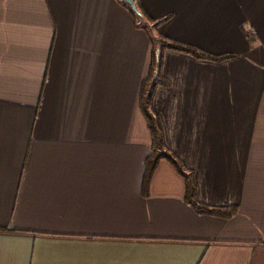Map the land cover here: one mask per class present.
Returning a JSON list of instances; mask_svg holds the SVG:
<instances>
[{"label": "crops", "instance_id": "crops-1", "mask_svg": "<svg viewBox=\"0 0 264 264\" xmlns=\"http://www.w3.org/2000/svg\"><path fill=\"white\" fill-rule=\"evenodd\" d=\"M166 50L148 196L149 30L120 0H0V264H264V0H138ZM151 32V33H150Z\"/></svg>", "mask_w": 264, "mask_h": 264}, {"label": "trees", "instance_id": "trees-1", "mask_svg": "<svg viewBox=\"0 0 264 264\" xmlns=\"http://www.w3.org/2000/svg\"><path fill=\"white\" fill-rule=\"evenodd\" d=\"M126 6L135 18L136 26L149 30V25L153 23L152 28L154 32L151 35V40L154 46L153 66L148 81L144 84V90L141 97V107L146 116L148 128L152 135V152L147 159V169L144 178L143 192L148 196L150 191V184L153 175L162 160L168 161L182 176L185 181V199L188 204L198 214H211L220 216H231L235 212V207L220 208L206 205L200 202L196 185L193 180V175L186 167L184 162L177 156V154L170 149L167 144L164 128L158 113L154 110V91L159 84H166L164 75L161 72L163 64V55L166 50H176L191 54L198 58L206 59H223L228 55L214 56L205 51L196 48L192 45L184 44L172 40L158 32V28L163 20L155 21L150 18L142 9L138 0H134L137 5V10H134L127 2L120 0ZM150 31V30H149ZM151 33V32H150Z\"/></svg>", "mask_w": 264, "mask_h": 264}, {"label": "water", "instance_id": "water-1", "mask_svg": "<svg viewBox=\"0 0 264 264\" xmlns=\"http://www.w3.org/2000/svg\"><path fill=\"white\" fill-rule=\"evenodd\" d=\"M124 1L127 2L134 10H137V5L134 0H124Z\"/></svg>", "mask_w": 264, "mask_h": 264}]
</instances>
